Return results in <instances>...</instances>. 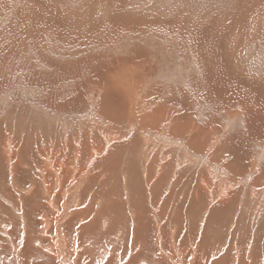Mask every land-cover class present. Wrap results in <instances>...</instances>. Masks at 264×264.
Here are the masks:
<instances>
[{
    "label": "rangeland",
    "instance_id": "374dc122",
    "mask_svg": "<svg viewBox=\"0 0 264 264\" xmlns=\"http://www.w3.org/2000/svg\"><path fill=\"white\" fill-rule=\"evenodd\" d=\"M263 121L264 0H0L4 264H264Z\"/></svg>",
    "mask_w": 264,
    "mask_h": 264
},
{
    "label": "bare ground",
    "instance_id": "6f19581e",
    "mask_svg": "<svg viewBox=\"0 0 264 264\" xmlns=\"http://www.w3.org/2000/svg\"><path fill=\"white\" fill-rule=\"evenodd\" d=\"M225 78V77H224ZM237 78V77H236ZM263 78V77H262ZM240 79V78H239ZM239 79L236 81V82H239ZM246 97H248V96H246ZM249 98V97H248ZM245 99V98H244ZM240 100H243V98L242 99H240ZM239 100V101H240ZM120 109V108H119ZM247 118V117H246ZM245 120V119H244ZM253 121V120H252ZM249 122V121H248ZM246 123H247V121H246ZM262 123H264V121L263 122H261V124ZM248 125V124H247ZM264 126V125H263ZM250 127V126H249ZM258 127V126H257ZM251 128V127H250ZM258 129H260L259 127H258ZM46 130V129H45ZM249 130V129H248ZM246 131V130H245ZM203 135V134H202ZM201 135V136H202ZM163 139V138H162ZM199 139V138H198ZM202 139H204V138H202ZM200 140V139H199ZM199 140H197V142L199 141ZM205 140V139H204ZM91 141V140H90ZM200 142V141H199ZM198 144V143H197ZM196 144V145H197ZM210 144V143H209ZM81 147V146H80ZM86 148V147H85ZM73 151V150H72ZM216 151V150H215ZM60 154V153H59ZM75 157V156H74ZM8 158V157H7ZM9 159V158H8ZM11 160V159H10ZM14 163V162H13ZM30 163V162H29ZM69 163V162H68ZM48 164H50V163H48ZM57 164V163H56ZM59 164V163H58ZM228 164V163H227ZM53 166V165H52ZM57 166V165H56ZM67 167V166H66ZM58 168H60V167H58ZM46 169V168H45ZM65 169V168H64ZM63 169V170H64ZM60 170V169H59ZM62 170V171H63ZM65 170H67V169H65ZM80 171V170H79ZM59 172H61V171H59ZM66 173V172H65ZM82 173V172H81ZM81 173H79V175L81 174ZM62 174V172L61 173H58V171L56 170V169H54V177L56 178L55 180H56V182H57V185H58V183H60V182H62V181H64V179H67V177L66 178H64V176H63V174ZM72 174V173H71ZM84 174V173H83ZM65 175V174H64ZM75 175V174H74ZM73 175V176H74ZM78 175V174H77ZM85 175V174H84ZM66 176V175H65ZM77 178H78V176H76ZM86 177V176H85ZM101 177V176H100ZM69 178V177H68ZM47 179V177H46V175L45 174H41V176H39V180H40V183H41V187H42V190H43V192H44V194H45V197H46V199H47V203H46V206H49V207H51V208H53L54 209V211H55V207L57 206V203H56V198L54 197V191H52V190H50V188L48 187V183L45 181ZM49 180V179H48ZM70 182H75L76 181V179L75 178H70V180H69ZM80 181V180H79ZM68 183L67 185H64L65 183H66V181L65 182H63L62 183V185H64L65 186V188H62V189H64L63 190V192H64V194H65V192H66V190H67V188H68V186L70 185V184H72V183ZM50 183V182H49ZM82 183V182H81ZM56 184V183H55ZM55 186V185H54ZM59 186V185H58ZM62 187V186H61ZM75 187V186H74ZM73 187V188H74ZM77 187V186H76ZM54 188V187H53ZM57 188V187H56ZM58 188H60V187H58ZM72 188V187H71ZM1 189V188H0ZM1 191V190H0ZM57 191V190H56ZM59 191V190H58ZM69 191V190H68ZM5 192V191H4ZM3 193V192H2ZM6 193V192H5ZM11 193V192H10ZM56 193V192H55ZM58 193V192H57ZM68 193V192H67ZM1 194V193H0ZM8 194V193H7ZM5 195L4 193H3V196H2V199H3V197L4 198H6V199H9L10 200V197L12 196V195ZM59 194L61 195V191L59 192ZM64 194H63V196H64ZM55 195H57V194H55ZM67 195V194H66ZM65 195V196H66ZM62 196V197H63ZM64 196V197H65ZM41 197V196H40ZM67 197V196H66ZM83 197V196H82ZM12 198V197H11ZM80 198H81V196H80ZM80 198H78V199H80ZM5 199V200H6ZM39 199V198H38ZM91 199V198H90ZM64 200V199H63ZM62 200V201H63ZM58 202V201H57ZM60 202V201H59ZM56 203V204H55ZM59 204V203H58ZM62 204V203H61ZM88 204V203H87ZM10 206L12 207V205H11V203H10ZM67 206V213H68V215H69V217H70V214L71 213H75V212H77L76 214H78V215H83L84 213H86L88 210H78V208H79V206L81 207V205H80V201L78 200H76L75 199V201H74V203L72 204V206H68V205H66ZM2 207V206H1ZM9 207V206H8ZM34 207V206H33ZM14 208V207H13ZM38 208V207H37ZM61 208H63V206L61 207ZM64 208H65V206H64ZM15 209V208H14ZM20 210V209H19ZM49 210V209H48ZM14 211V210H13ZM40 211V210H39ZM42 212V211H41ZM60 213V212H59ZM66 213V212H65ZM46 214V213H45ZM51 214V213H50ZM61 214V213H60ZM75 214V215H76ZM132 214H133V212H132ZM77 215V216H78ZM54 216H55V214H54ZM63 216H65V215H63ZM77 216H76V218H77ZM145 217V216H144ZM75 218V219H76ZM131 218H132V216H131ZM138 218V217H137ZM25 219V218H24ZM24 219H22V220H24ZM50 219V218H49ZM43 219H41V221H42ZM45 220V219H44ZM79 220V219H78ZM24 221H26V220H24ZM37 221H38V219H37ZM53 221V220H52ZM74 221V219H71L70 221H68L67 222V224H69L70 222H73ZM137 221V220H136ZM146 221H147V219H146ZM49 222V221H48ZM48 222L47 221H45V226L46 225H48ZM61 222V221H60ZM65 222V221H64ZM22 223V222H21ZM66 223V222H65ZM76 223V222H75ZM78 223V222H77ZM10 224V223H9ZM26 224V223H25ZM55 224V223H54ZM56 225V224H55ZM64 225V224H63ZM91 225V224H90ZM138 225V224H137ZM76 226H78V225H76ZM136 226V225H135ZM140 226H142V225H140ZM23 227V226H22ZM88 227H90V229H92L93 230V228H91L92 226H88ZM144 227H146V226H144ZM147 227H148V225H147ZM46 228V227H45ZM55 228H56V226H55ZM74 228H76V227H74ZM84 228V227H83ZM136 228V227H135ZM139 228V227H138ZM77 229H79V228H77ZM144 229V228H143ZM26 230V229H25ZM73 230V229H72ZM91 230V231H92ZM141 230V229H140ZM148 230H149V228H148ZM32 231V230H31ZM84 231V233L86 234V231H87V227L86 228H84V229H82V230H80V232H83ZM34 231H32L31 233H33ZM80 232H79V234H80ZM135 232V231H134ZM145 232V231H144ZM1 233L2 234H4L3 236L4 237H6V235H7V232L5 231V229L4 228H2V231H1ZM24 234V233H23ZM37 234V233H36ZM60 234H62L63 235V232L62 233H60ZM74 234H75V232H74ZM77 234V233H76ZM85 234H83V235H85ZM38 235V234H37ZM82 235V236H83ZM133 235H134V233H133ZM33 236H34V234H33ZM36 236V235H35ZM56 236V235H55ZM41 236H39V237H32V236H29V237H26V235L24 236V238H25V243H23V249L21 250V252H22V254H20L21 255V258H22V263H24V264H36L37 263V261L39 262V261H42V262H45V263H47L48 261H52V256L51 255H53L54 254V256L56 257H58V259H60V261H62L64 264H89V263H87L85 260H82V258L80 257V255H78V254H76V250H74V252L73 251H71L70 253H68V254H64L65 252H63L62 251V249L63 248H65V246H67V241H65L66 240V238L65 237H63V236H61L60 238H58V239H56V240H53V243L51 244V245H49V242L47 243L46 242V240L44 239V240H42V238H40ZM90 237V236H89ZM145 237V236H144ZM147 237H148V235H147ZM0 238H3L1 235H0ZM7 238V237H6ZM140 239H142V238H140ZM1 240V239H0ZM11 240V239H10ZM13 241V243H14V245L12 246L13 247V249L15 250L14 251V254L15 255H17V257L15 258V262L17 263V264H21L20 263V258H19V256H18V254H19V242L16 240H12ZM146 243H147V241H145ZM11 243V242H10ZM19 243V244H18ZM32 244H34L35 245V247H36V249L34 248V247H32L33 245ZM21 245V244H20ZM149 245V244H148ZM22 246H21V248H22ZM134 246H136V245H134ZM3 244H2V242L0 241V252H2V249H3ZM34 248V249H32V248ZM145 247V246H144ZM77 248V247H76ZM108 250V249H107ZM162 250V249H161ZM34 251H36V252H34ZM163 251V250H162ZM16 252V253H15ZM33 252L34 253H36V254H33ZM83 251H81V253H82ZM108 252V251H107ZM27 253V257L25 256V254ZM30 253H32L33 255H36V256H33V255H31ZM42 253L43 254H46L45 255V257H47L46 259H44V257H42ZM81 253H79V254H81ZM85 253V252H84ZM160 253V252H159ZM49 256V257H48ZM51 257V258H50ZM143 258V257H142ZM64 259V260H63ZM137 259V258H136ZM7 259L6 258H4L3 257V255L0 253V262H1V264H4V262L6 261ZM95 260V259H94ZM100 260V259H99ZM131 260V259H130ZM130 260H129V262H130ZM92 261V260H91ZM36 262V263H35ZM94 262V261H93ZM99 262V261H98ZM100 263V262H99ZM121 263V262H120ZM132 263V262H131ZM150 263V262H149ZM179 263V262H178ZM7 264H10L9 263V261H8V263ZM50 264V263H49ZM52 264V263H51ZM59 264H61V263H59ZM91 264V263H90ZM104 264V263H103ZM142 264V263H141ZM180 264V263H179Z\"/></svg>",
    "mask_w": 264,
    "mask_h": 264
}]
</instances>
